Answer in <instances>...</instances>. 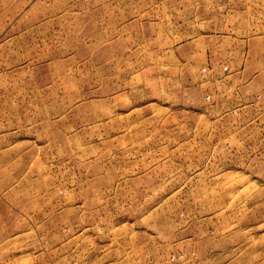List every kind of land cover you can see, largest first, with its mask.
Here are the masks:
<instances>
[{"label": "rangeland", "instance_id": "1", "mask_svg": "<svg viewBox=\"0 0 264 264\" xmlns=\"http://www.w3.org/2000/svg\"><path fill=\"white\" fill-rule=\"evenodd\" d=\"M0 264H264V0H0Z\"/></svg>", "mask_w": 264, "mask_h": 264}, {"label": "crops", "instance_id": "2", "mask_svg": "<svg viewBox=\"0 0 264 264\" xmlns=\"http://www.w3.org/2000/svg\"><path fill=\"white\" fill-rule=\"evenodd\" d=\"M62 32H63V31H62ZM58 45H60V44H59V43H57V45H56V46H58ZM56 46H54V47H56ZM41 47H43V49H42L43 51H44V50H46V49H45V48H46V46H45L44 44H42V45H41Z\"/></svg>", "mask_w": 264, "mask_h": 264}]
</instances>
